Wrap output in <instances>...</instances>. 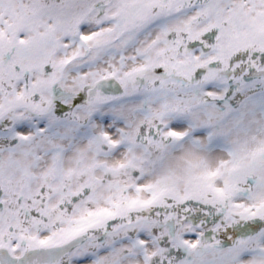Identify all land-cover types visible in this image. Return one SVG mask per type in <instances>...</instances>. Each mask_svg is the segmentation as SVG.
I'll return each mask as SVG.
<instances>
[{"label": "snow or ice", "instance_id": "obj_1", "mask_svg": "<svg viewBox=\"0 0 264 264\" xmlns=\"http://www.w3.org/2000/svg\"><path fill=\"white\" fill-rule=\"evenodd\" d=\"M0 264H264V0H0Z\"/></svg>", "mask_w": 264, "mask_h": 264}]
</instances>
